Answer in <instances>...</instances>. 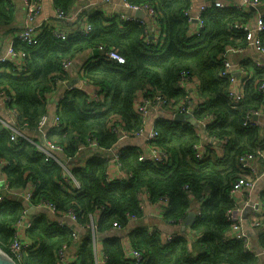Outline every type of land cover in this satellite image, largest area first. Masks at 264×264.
I'll return each instance as SVG.
<instances>
[{"label": "trees", "instance_id": "obj_1", "mask_svg": "<svg viewBox=\"0 0 264 264\" xmlns=\"http://www.w3.org/2000/svg\"><path fill=\"white\" fill-rule=\"evenodd\" d=\"M128 1L154 10L155 17L150 20L159 28L158 37L149 38L148 25L144 22L108 19L103 12H91L88 8L84 14L80 13L76 23L66 20L68 24L62 28L79 25L87 16L92 31L86 37L74 33L63 41L48 28L37 46L15 42L18 50L28 53L32 73L17 77L0 72V92L7 90L12 95L8 106L17 109L20 127L25 125L30 131L35 129L41 116L49 112L47 96L57 88L62 63L81 53L96 52L85 64V77L102 90L103 97L101 102L88 103L83 92H73L62 104L61 130H53L58 135L57 143L64 147L68 157L78 160L87 155L85 164L73 169L83 185L80 192L69 193L58 183L63 168L55 162H46L37 146H14L9 132L0 123V158L12 163L5 170L10 187L15 192H22L28 182L37 185L31 203L8 195L0 207V247L9 253L14 236L12 226L31 205L44 200L55 205L58 216L73 209L78 225L84 227L77 244V261L70 264H97L93 235L108 234L118 226L121 231L126 230L132 223L130 216L139 220L143 216L141 196L147 193L152 203L168 200L163 219L171 225H181L195 201L200 206L190 229V246L184 236L166 244L157 231L149 234L142 227L130 231L128 241L133 249L142 252L143 264H258V255L250 244L246 247L245 241L229 235L231 222L227 213L236 208L230 193L243 174L239 158L264 152L262 129L256 125L244 126L248 113L264 108L260 90L264 70L254 65L252 74L247 70L250 65L242 63V68L253 76H248L242 100L231 105L228 101L231 83L228 77L222 76L221 58L235 41L248 40L246 33L233 26L251 22L255 13L249 15V9H210L203 14L204 26L199 34L191 36L185 13L192 6V0ZM53 3L64 15L71 14L77 4L75 0H53ZM16 17L12 2L0 0V38L3 33H15ZM262 19L264 22V16ZM260 38L264 48V31ZM100 46L105 50L100 51ZM110 50L122 55L124 62H110L107 58ZM183 72L199 80L198 97L205 103L195 118L213 116L216 119L207 134L218 142L225 141L224 154L209 155L204 162L196 161L193 149L195 126L160 118L153 128L158 133L155 144L171 157L169 165L157 168L144 164L138 149L119 148L116 154L121 168L131 178L105 184L109 157L119 144L118 138L108 131L110 117L120 116L130 133L140 131L143 122L135 110L140 91L147 97L159 94L166 101V112L172 116L174 105L185 96L178 88ZM89 136L97 138L98 149L78 153L79 145ZM260 200L264 207V192ZM97 214L99 219L93 234L86 226H90ZM259 217L263 226L258 228V242L264 251V213ZM76 230L77 226L73 224L60 228L57 220L43 214L35 217L28 236L38 249L18 264H60L56 254L64 245L74 244L72 232ZM121 231L104 240L105 264H133L124 257L125 235Z\"/></svg>", "mask_w": 264, "mask_h": 264}, {"label": "built area", "instance_id": "obj_2", "mask_svg": "<svg viewBox=\"0 0 264 264\" xmlns=\"http://www.w3.org/2000/svg\"><path fill=\"white\" fill-rule=\"evenodd\" d=\"M25 11V19L26 24L23 29L17 31V33L13 36L12 41L8 49L3 53L0 54V72H8L17 77L20 76H30L32 71L30 68L29 60H28V53L24 50L17 49L15 47V42L18 41L19 43L26 45V46H37L40 43L41 38L43 37L44 31L49 29H53V33L55 36L60 40H67L72 34L77 33L80 37L88 36L91 31L92 27L88 23L87 16H84L82 23L79 25L76 24L74 26H70V29H60L56 27H47L46 23H39L38 18L43 13V6L42 0H20ZM105 5L113 3L114 0H102ZM76 7L79 6L77 12L73 9V12L68 15H64L61 12L56 10V17L60 20L64 21H71L74 22V18H77L80 13L84 14V11L92 6L93 0H75ZM124 7L131 11L132 13L143 12L145 15L154 19L155 12L153 9H148L141 6H136L131 4L128 0H123ZM262 5L261 1L254 0H241V4L239 5H227L224 0H209L208 3H205L199 6L196 10L195 3L192 0V6L186 11L185 15L188 18V25H189V34L191 36H195L199 34V31L204 26V18L203 14L210 9H229L233 11H241V10H255L256 12L260 9ZM263 15L259 12L256 16L255 27H253V23H236L233 28L237 31L244 32L248 36V40H252L256 50L259 55L262 56L261 59L255 62V65L259 68L264 70V48L262 46V41L260 38L261 33L264 31V22H263ZM122 21H131V22H140L143 24L138 18L134 16H125L122 17ZM77 22V21H76ZM75 22V23H76ZM78 25V26H77ZM100 51H104L105 48L103 46L99 47ZM107 58L112 63H123L124 58L120 55L116 50H110L107 52ZM223 59V72L222 76H226L229 78L231 83V88L228 95V101L231 105L238 104L243 98V87L246 84L247 79L241 78L236 76L235 71L233 69V65L228 59L227 53L221 56ZM74 59L65 60L61 65V71L59 74V79L56 83L58 86L61 82L64 81L66 74L73 66ZM85 66L83 67L81 73L83 74L82 83L84 86L94 87L88 79H86L85 74ZM81 74V75H82ZM193 84H197V86L192 91ZM200 82L196 77L190 76L188 72H183L178 84V88L185 92L184 99L174 105L175 111L172 115V119L176 116V114H191L195 118L196 112H199L204 107V100L198 97ZM96 88V91L90 94L88 91L76 90L83 92L88 100V103L92 102H101L103 93L102 90ZM260 90L264 97V82L260 86ZM193 95L197 96L194 99ZM50 95L47 96V99ZM12 95L8 93L7 90H2L0 92V111L6 110L12 116L11 121H5L0 118V123L4 126V128L9 132L10 139L14 146L24 145V144H32L37 146L38 153L44 158L46 162H55L59 164L62 168L64 173L62 174L61 178L59 179L58 183L62 185L69 193L72 192H80L83 189L82 183L75 177L73 173V167L76 160L74 158L68 157L65 153L64 147L59 145L56 141L50 139L49 132H48V124H49V112L41 116L37 126L35 129L30 131L25 125H19L18 120V111L16 108H12L8 106L9 101H11ZM66 99H63V102ZM166 101L159 95H152V96H145L143 94L142 99L136 104L135 110L141 116L142 119V129L135 133H130L125 129V124L122 121L120 116L113 115L110 117L109 123L107 125L108 131L115 135L118 138L119 144L126 140H130L133 138H140L145 136L146 140V149L145 151H140V161L144 164L152 165L154 167H161L164 165H169L171 161V157L162 149H160L155 142L158 138V133L155 130H152L145 133V127L148 123L149 116L152 112H166ZM62 110V106L59 107L58 113L53 117L54 122V129L61 130V120H60V112ZM261 109L258 112H250L246 115L244 119V126H261L258 120H255V117L260 116ZM196 119V118H195ZM51 120V119H50ZM197 126H195V136L196 142L194 144V157L198 162H204L209 157L208 148L203 140L204 135L207 136L211 142L215 143L218 142L214 138H210L207 134V129L213 123H216V119L213 116L203 117L200 120H195ZM28 132L34 133L37 138L39 139V143L36 142V138L30 137L27 135ZM225 141L218 142L221 147V151L224 152L223 145ZM98 140L96 137L89 136L87 137L84 142H82L78 147V153L85 152L89 149H98ZM115 152L113 156L109 157L110 160L108 162V166L106 168V178L105 184H112L114 182H123L128 181L131 178L130 174L125 173L120 165L119 157ZM112 155V154H111ZM261 160L263 163V168L261 171H258L256 168V162ZM239 164L243 171L241 178L237 181L234 187L231 190V197L235 200L244 192L251 190L256 181L264 178V155L262 152H258L256 154H245L239 158ZM12 163L6 159L0 158V172H2V180H0V207L4 204L5 199L8 195L11 196H19L20 199L24 200L25 202L31 203L37 185L33 182H28L26 188L22 192H15L11 187L6 178L5 170L8 167H11ZM187 189V187H186ZM5 190L7 195L4 196L2 191ZM22 193V194H21ZM163 205L168 204L167 199H162L159 201ZM31 207H36L39 209H45L50 212L54 217L59 219L58 226L60 228L66 227L68 224H73L77 226V230L72 232L73 238V245H64L60 250L57 252V259L60 264H70L72 262L73 257L75 256V250L77 249V244L80 240V233L78 229L83 230L84 227L78 225V218L76 213L73 209L66 212V214L57 215V209L54 204L49 201H41L37 205H31ZM105 207L102 206V209ZM27 213L26 210L23 213L22 218L15 223L12 227L14 230L13 239L9 245V253L18 263L22 261L25 256L29 255L33 251L38 249V245H36L35 241L28 236V231L32 226V222L27 221ZM99 214V212H98ZM97 214V215H98ZM258 215L255 220L252 222V226L254 228H262L263 222L262 219ZM66 219V221H63ZM227 219L231 222V231L229 235L231 238H236L238 240H243L246 242V247H249V243L247 242L246 234L243 232L242 229V219L241 215L235 208L234 210L227 213ZM62 220V221H61ZM137 218L135 216H130V221L135 222ZM86 228L90 229V226H86ZM94 230V228H93ZM116 231H121V227H116ZM155 231L150 230L148 233L153 234ZM94 233V231H93ZM186 237L189 241V246L191 245V239L187 234L184 235H175V236H168L166 238H162L164 243H170L174 240H177L179 237ZM123 251L124 257L128 260H131L133 264H143L144 257L141 251L133 249L128 241V238L123 237ZM98 264V263H97Z\"/></svg>", "mask_w": 264, "mask_h": 264}, {"label": "crops", "instance_id": "obj_3", "mask_svg": "<svg viewBox=\"0 0 264 264\" xmlns=\"http://www.w3.org/2000/svg\"><path fill=\"white\" fill-rule=\"evenodd\" d=\"M16 9L17 17H16V28L15 33H3V35L0 38V54H3L9 47L10 42L12 41L13 36L19 31L20 29H23V27L26 24L25 19V11L24 7L20 0H10ZM195 3L196 10L199 6L208 3L209 0H193ZM227 5H239L241 4V0H224ZM43 6V13L38 18V24L39 23H46L47 27H56V28H64L66 25V21L58 19L56 16V9L54 7L53 0H42ZM79 9V6L76 7L75 12ZM88 11L91 12H103L108 19L117 18L119 20L122 19V17L125 16H134L135 18L140 19L144 23L148 25L149 30V38L153 39L154 37L159 36V28L158 26L154 25L152 21L150 20V17L144 14V16H139L136 13H132L131 11L127 10L123 5V0H114L113 3L105 5L102 0H93L92 6ZM250 14L254 16L251 20L253 23V27H255L256 22V16L259 12L261 15L264 16V2L262 3L260 9L256 12L255 10L249 9ZM80 15V14H79ZM77 15V16H79ZM79 19V17L74 18V23ZM68 24V23H67ZM66 29H70V27L67 26ZM5 30V29H4ZM3 30V31H4ZM95 51H87L84 53L79 54L73 61V66L70 68L68 73L66 74V77L63 82H61L54 93H52L48 97V108H49V124H48V132L50 139L54 141H58L57 134L54 133V120L53 117L58 113L59 107L63 104V99H67L70 94L75 92L76 90H82V91H88L90 94L96 91V88L94 87H86L82 83L83 74L81 73L83 67L85 66L86 62L89 61L90 58H93L95 55ZM227 56L230 62L233 65V69L235 71L236 76L247 79L250 75L248 71H250L253 74V67L255 65V62L262 58L261 55L258 54L256 47L252 40H242V41H235L234 46L228 48L227 50ZM242 63H245L247 65H250L249 68H247L248 71L242 68ZM82 74V75H81ZM197 86V84H193L192 91ZM144 92L140 91L137 96V102L136 104L142 99ZM194 99L197 98V96L193 95ZM177 115V114H176ZM0 118H2L5 121H11L12 116L8 113V111L3 110L0 111ZM169 119L174 121L172 119V116L168 114V112L160 111V112H152L149 116L148 123L145 127V133L152 131L154 128V124L157 121V119ZM51 119V120H50ZM196 120L195 118H193ZM258 122L261 125L260 128L262 129V132L264 134V108L260 112V116L258 117ZM186 123L190 122L185 121ZM184 123V122H183ZM56 131V130H55ZM28 136L38 139L37 136L32 133L28 132ZM52 137V138H51ZM203 140L206 144V147L208 148L211 146L209 150V154L214 157L215 155L222 156L224 152L221 151L220 147L221 145L218 142H211L207 138V136L204 135ZM37 142V141H36ZM39 143V141L37 142ZM123 147H132L136 148L138 150L145 151L146 149V140L145 136H142L140 138H133L130 140H126L124 142H121L118 144V147L114 150V152H117V149L123 148ZM87 151V150H86ZM264 155V152H262ZM114 153L112 152V155ZM87 155H82L76 162L73 164V167L81 166L85 164ZM256 168L258 171H261L263 168V163L261 160H258L256 162ZM0 180H2V172H0ZM1 186V185H0ZM264 192V178H261L256 181L254 187L242 193L237 199H236V209L241 215L242 219V229L243 232L246 234L247 242L250 244V247L252 250L258 255V264H264V251L260 248L259 242H258V234L259 230L257 228H254L252 226L253 220L256 219L258 215H262L264 213V207L261 202V194ZM22 194V193H21ZM19 196V194H18ZM140 206L143 211V216L135 221L130 223V225L127 227L126 230L121 231L120 233L122 235H125V238H128V234L131 230L135 229L136 227H142L145 228L147 232L150 230L157 231L161 237L166 238L168 236H175V235H184L187 234L189 239L192 238L191 230L188 228V230L183 233L180 228L183 225H171L169 223H166L163 219V214L167 208L168 205H163L160 202L152 203L149 199V195L147 193H144L141 196V202ZM200 203L194 202L192 206V210L196 213V217L198 215ZM33 211V212H31ZM46 215L50 217V219H54L60 221L59 219L55 218L50 212L44 209H39L36 207H29L28 213H27V221L32 222V220L39 216V215ZM99 216L94 215V217L91 220L90 223V231L95 230L97 223H98ZM62 221V220H61ZM63 221H66V219H63ZM94 228V230H93ZM78 232L81 234L83 233L81 229H78ZM94 234V233H93ZM119 234V231H113L105 235H93L94 236V243H95V252H96V258L98 264H105V256H104V240L106 238L112 237ZM195 237H197L195 235ZM77 252L78 250H75V256L73 257L72 261H77Z\"/></svg>", "mask_w": 264, "mask_h": 264}, {"label": "water", "instance_id": "obj_4", "mask_svg": "<svg viewBox=\"0 0 264 264\" xmlns=\"http://www.w3.org/2000/svg\"><path fill=\"white\" fill-rule=\"evenodd\" d=\"M139 16H144L143 12H138L136 13ZM193 115L191 114H178L174 117V121L175 122H190L193 126H197L196 121L193 119ZM255 120H257L258 118L255 117ZM2 194L4 196L7 195V192L5 190L2 191ZM45 210V209H44ZM33 212V211H31ZM196 219V213L194 211H191L187 217L184 220L183 225L181 226L180 230L185 233L188 228L191 229L192 224L194 223ZM0 264H18L15 259L6 251H4L1 247H0Z\"/></svg>", "mask_w": 264, "mask_h": 264}, {"label": "rangeland", "instance_id": "obj_5", "mask_svg": "<svg viewBox=\"0 0 264 264\" xmlns=\"http://www.w3.org/2000/svg\"><path fill=\"white\" fill-rule=\"evenodd\" d=\"M56 142H58V141H56Z\"/></svg>", "mask_w": 264, "mask_h": 264}]
</instances>
